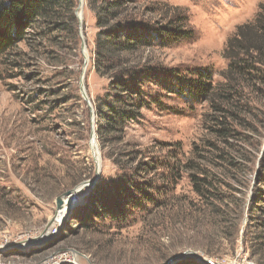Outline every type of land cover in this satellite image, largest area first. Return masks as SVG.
Listing matches in <instances>:
<instances>
[{
  "label": "rangeland",
  "instance_id": "obj_1",
  "mask_svg": "<svg viewBox=\"0 0 264 264\" xmlns=\"http://www.w3.org/2000/svg\"><path fill=\"white\" fill-rule=\"evenodd\" d=\"M76 1L78 49L50 46L43 50L23 44L0 57V246L8 244L13 255L2 261L26 264L72 251L81 264H168L189 253L213 264H257L243 244L247 219L241 222L240 201L212 212L199 203L188 174H182L175 187L170 184L174 192L167 196L168 206L136 216L124 230L108 222L96 231L84 230L70 220L71 212L82 207L95 190L124 175L103 159L99 140L92 142L97 124L95 101L104 94L106 82L95 75L92 64L94 17L87 0ZM137 2L156 8L162 17L185 21L188 38L153 52L158 66L179 73L183 80L207 68L217 86L224 83L228 40L264 4V0ZM83 75L91 106L80 92ZM248 93L251 110L242 115L238 126L246 142L238 143V168L227 178L233 196L238 200L245 194L247 202L264 155V85L252 86ZM162 104V111L145 113L143 123L132 126L128 140L165 161L173 150L184 162L192 159L195 147H203L202 142L211 138L205 127L209 105L192 104L174 95H165ZM154 142L163 146L154 149ZM99 150L100 175L94 162L95 156L100 161ZM60 198L67 200V209L73 206L71 212L65 208L67 216L60 231L43 246H36L38 235L57 216ZM27 236L32 243L28 254L18 246ZM184 261L205 264L193 256L174 264Z\"/></svg>",
  "mask_w": 264,
  "mask_h": 264
},
{
  "label": "trees",
  "instance_id": "obj_2",
  "mask_svg": "<svg viewBox=\"0 0 264 264\" xmlns=\"http://www.w3.org/2000/svg\"><path fill=\"white\" fill-rule=\"evenodd\" d=\"M76 8V0H0V57L23 44L43 50L78 49ZM87 8L95 20L92 64L95 75L106 82L104 94L95 101L96 135L103 159L124 175L95 190L71 212L70 220L84 230L96 231L105 222L124 230L136 216L168 206L167 196L174 192L170 184L188 174L199 203L212 212L240 201L241 222L247 219L243 244L257 264H264V155L248 202L245 194L237 200L227 182L238 168L237 145L246 142L238 126L242 115L251 110L248 91L264 85V4L228 40L224 52L228 66L219 86L207 68L183 80L155 61V50L188 38L184 20L162 17L159 10L138 5L137 0H87ZM165 95L192 104L203 102L210 108L205 127L211 138L202 142L203 147H195L193 158L185 162L176 150L165 161L128 140L132 126L142 124L145 113L162 111ZM154 143V149L163 146Z\"/></svg>",
  "mask_w": 264,
  "mask_h": 264
},
{
  "label": "built area",
  "instance_id": "obj_3",
  "mask_svg": "<svg viewBox=\"0 0 264 264\" xmlns=\"http://www.w3.org/2000/svg\"><path fill=\"white\" fill-rule=\"evenodd\" d=\"M74 202V201H73ZM71 205V204H70ZM73 206H70V210L66 208V211L69 210V212H71ZM60 213V211L58 212V214ZM57 214V215H58ZM67 216L66 212L64 217L58 222L57 218H54L53 223H51L49 225V228L47 227L45 230H43V232H41L38 237L36 238V242L34 243L36 246H43L44 244H46L49 239L50 236H55L61 229L62 224L64 222V218ZM31 240V238L24 237V241L19 242V251H23L24 253L28 254L29 253V249L31 248L32 243H29V241ZM11 250L9 249L8 244H2L0 246V264H12V263H6L3 262L2 259H8L12 258L13 255L10 254ZM26 264H81V262L79 261V259L77 258V255L75 254V252L72 251H63V252H59L56 254H50L49 256H47V258L45 260L39 261V262H30V263H26Z\"/></svg>",
  "mask_w": 264,
  "mask_h": 264
},
{
  "label": "water",
  "instance_id": "obj_4",
  "mask_svg": "<svg viewBox=\"0 0 264 264\" xmlns=\"http://www.w3.org/2000/svg\"><path fill=\"white\" fill-rule=\"evenodd\" d=\"M80 7H82V6H80ZM78 11H80V9H78ZM78 11H77V15H78V19H79V21L81 22V20H80V18H79V13H78ZM81 37H82V49H83V51H85V49H86V43H85V41H84V39H83V35H82V33H81ZM84 81H85V75H83V77L81 78V82H80V92H81V94H82V96H83V99L85 100V102L88 104V106H91V103H90V100H89V97H88V95H87V93H86V89H85V83H84ZM92 109V108H91ZM97 139V137H96V133H95V130H94V128H93V133H92V142H93V140H96ZM99 158H100V164H99V162H97V161H94L95 162V165H96V170H97V174L98 175H100V171H101V163H102V160H101V152H100V150H99ZM69 195V194H68ZM68 195H65V197H67ZM62 202V199L60 198L58 201H57V204H56V206H57V210L58 211H60V208H61V203ZM188 256H193L194 258H196L197 260H199L200 262H203V263H205V264H213L212 262H210V261H208V260H206V259H203V258H201L200 256H198V255H196V254H194V253H189L188 255L186 254V255H183V256H181V257H179V258H176V259H174V260H171L168 264H174V263H176V262H178L180 259L182 260V259H185V258H187Z\"/></svg>",
  "mask_w": 264,
  "mask_h": 264
},
{
  "label": "bare ground",
  "instance_id": "obj_5",
  "mask_svg": "<svg viewBox=\"0 0 264 264\" xmlns=\"http://www.w3.org/2000/svg\"><path fill=\"white\" fill-rule=\"evenodd\" d=\"M95 155V154H94ZM95 160L97 161V162H100L98 159H97V157L95 156ZM66 202H67V200L65 201V200H62V204H61V208H60V213L56 216V218H57V221L59 222L63 217H64V215H65V205H66ZM59 212V211H58ZM53 223V222H52ZM54 224V223H53Z\"/></svg>",
  "mask_w": 264,
  "mask_h": 264
}]
</instances>
